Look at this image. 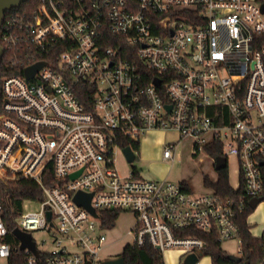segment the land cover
Wrapping results in <instances>:
<instances>
[{
	"label": "built area",
	"instance_id": "obj_1",
	"mask_svg": "<svg viewBox=\"0 0 264 264\" xmlns=\"http://www.w3.org/2000/svg\"><path fill=\"white\" fill-rule=\"evenodd\" d=\"M0 43L11 66L45 62L32 78L2 82L0 178L41 186V199H27L39 209L22 210L17 227L55 242L42 250L32 236L38 253L21 249L24 264H107L104 210L133 212L128 244L149 242L164 264L171 249L203 253L207 242L184 232L191 228L236 240L241 254L238 218L264 197V0H39L34 15L6 17ZM164 129L179 138L163 158L174 159L185 137L196 156L220 147L227 165L238 161L231 185L241 190L196 192L137 169L120 175L114 148ZM49 166L53 186L44 182ZM78 191L93 193L97 216L74 200ZM4 206L0 198V264H9ZM247 222L264 239V227Z\"/></svg>",
	"mask_w": 264,
	"mask_h": 264
},
{
	"label": "rangeland",
	"instance_id": "obj_2",
	"mask_svg": "<svg viewBox=\"0 0 264 264\" xmlns=\"http://www.w3.org/2000/svg\"><path fill=\"white\" fill-rule=\"evenodd\" d=\"M179 135L175 130L164 129L151 131L140 139L139 149L136 150V158L128 162L120 146L114 148V164L119 174L130 175L135 167L142 177L147 179H164L178 182L187 181L191 189L196 192H203L209 188L204 184V175L216 178L217 170L214 165V158L203 152L199 156L193 155V140L190 137L181 139L178 143L174 159L163 158V148L166 144L178 140ZM238 161L230 156L228 159V170L230 183L235 186L238 183ZM261 205L249 214L251 223L256 222L254 230L259 232L264 227V200ZM39 209V203L35 200H25L23 211H35ZM135 222V215L131 211H122L115 221V225L105 230L106 247L102 252L104 259H113L121 255L126 244L131 243L133 234L129 233ZM32 236L42 250H52L55 242L52 235L46 230L33 231ZM222 247L227 254H239L240 248L236 240H223ZM185 258L176 249L168 250L165 254L166 264H181ZM102 264H105L104 262ZM197 264H212L209 256L204 255ZM264 264V262L262 263Z\"/></svg>",
	"mask_w": 264,
	"mask_h": 264
},
{
	"label": "trees",
	"instance_id": "obj_3",
	"mask_svg": "<svg viewBox=\"0 0 264 264\" xmlns=\"http://www.w3.org/2000/svg\"><path fill=\"white\" fill-rule=\"evenodd\" d=\"M39 0H27L21 3L20 6L11 8L5 11L2 22L7 16L15 13H26L29 16L35 14ZM111 43L108 41L107 44ZM39 57L48 58V55H38ZM32 57L25 58L22 63L15 66H11L9 60L4 56L0 63V113L2 111L3 104V91L2 82L3 78L11 74L22 75L27 66L32 61ZM83 97V96H82ZM84 102L87 101L84 99ZM87 104V103H86ZM140 143L123 142L122 145H131L134 149H139ZM207 153L212 157H218L223 154L220 147H207ZM196 156V154H193ZM136 172V168H133ZM218 177L216 180H212L208 175H204L203 181L206 186L214 188L217 192L226 194L238 193L242 186L234 190L229 180L228 165L218 170ZM186 184L187 182L183 180ZM44 182L48 186H53L58 183V180L52 173V168L49 166L44 175ZM0 198L4 202V210L2 217L6 223L8 234L6 241L11 246V257L9 258V264H24L25 254L19 248V240L12 233L13 229L18 226L17 218L23 210V202L27 199H41L42 189L41 186L34 180L23 179L19 181H7L0 178ZM252 212V208L247 207L245 212L238 218V222L242 233V247L241 255L243 260L239 263L233 262L228 258L227 252L222 247V242L218 239V236L214 230L209 232L199 229H186L184 232L188 234H194L202 237L206 240L207 246L203 251L204 255L211 257L212 264H262L264 262V239L258 236H253L250 232V226L247 222V216ZM119 211L104 210L100 212L104 224L111 228L115 225V221L119 216ZM121 255L125 259L126 264H164V256L161 251L153 247L149 242H146L143 246H137L132 244H126L123 248Z\"/></svg>",
	"mask_w": 264,
	"mask_h": 264
},
{
	"label": "water",
	"instance_id": "obj_4",
	"mask_svg": "<svg viewBox=\"0 0 264 264\" xmlns=\"http://www.w3.org/2000/svg\"><path fill=\"white\" fill-rule=\"evenodd\" d=\"M27 0H0V28L2 25V20L5 14L6 10H9L11 8L14 7H18L21 5V3L25 2ZM4 47L3 45L0 43V63L2 61L3 55H4ZM44 61H39L36 62L34 64H31L29 66H27L24 70V74L26 78H32L35 73L44 65ZM157 83H159V81H157ZM170 107V106H169ZM123 153L125 154L128 162H133L135 160V153L133 151L132 146L127 145L123 148ZM215 165V169L221 170L223 168H225L227 166V159L223 156H218L216 157V160L214 162ZM82 171V169L72 173L70 175L71 178H75L80 172ZM93 193L92 192H83V191H78L75 195H74V200L79 204L82 205L84 207H86L87 209L90 210V212L94 215L97 216V212L96 210L91 206L90 204V200L92 197ZM264 200V197L262 198H254L250 201V207L252 209H255L259 203ZM50 212H48V216L50 217ZM13 235L15 237L18 238L20 245L19 248L20 249H30L32 252L34 253H38L36 245H35V241L32 238V234L30 232H26L23 231L22 229H20L19 227H15L12 231ZM203 253H189L185 256L183 262L181 264H197L201 258ZM228 258L236 263H239L243 260V257L241 254H228ZM107 264H125V259L124 257L118 256L116 258L113 259H108L106 261Z\"/></svg>",
	"mask_w": 264,
	"mask_h": 264
},
{
	"label": "crops",
	"instance_id": "obj_5",
	"mask_svg": "<svg viewBox=\"0 0 264 264\" xmlns=\"http://www.w3.org/2000/svg\"><path fill=\"white\" fill-rule=\"evenodd\" d=\"M208 176H209V175H208ZM217 177H218V172H217V174H216V178H214V179H213V178H211V177L209 176V178H210V179H212V180H216V179H217ZM186 182H187V181H186ZM187 184H188V185H189V187L191 188V185H190L188 182H187ZM207 187H208V188H210L209 186H207ZM260 205H261V203H260L258 206H260ZM258 206H257V207H258ZM257 207H256V208H257ZM209 258H210V260H211V257H210V256H209Z\"/></svg>",
	"mask_w": 264,
	"mask_h": 264
},
{
	"label": "flooded vegetation",
	"instance_id": "obj_6",
	"mask_svg": "<svg viewBox=\"0 0 264 264\" xmlns=\"http://www.w3.org/2000/svg\"><path fill=\"white\" fill-rule=\"evenodd\" d=\"M120 256V255H119Z\"/></svg>",
	"mask_w": 264,
	"mask_h": 264
}]
</instances>
